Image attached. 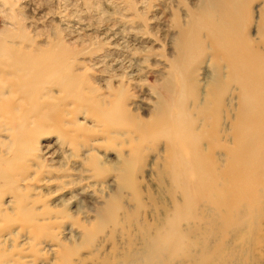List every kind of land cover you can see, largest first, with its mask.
<instances>
[{
    "label": "bare ground",
    "instance_id": "1",
    "mask_svg": "<svg viewBox=\"0 0 264 264\" xmlns=\"http://www.w3.org/2000/svg\"><path fill=\"white\" fill-rule=\"evenodd\" d=\"M189 19L162 81L167 100L156 93L147 119L125 104L131 78L115 74L116 83L100 89L61 38L37 46L17 22L16 33L0 36V202L9 196L0 222L14 214L21 227L49 226L54 211L28 192L55 180L39 139L56 134L69 149L62 158L78 157L97 183L112 176L115 184L87 231L118 225L124 190L142 206L138 146L153 140L162 144L153 174L168 183L171 201L160 221L142 224L140 263L237 264L227 253L228 233L240 226L250 235L243 263L264 264V0H198ZM206 60L211 74L199 83ZM110 140L118 147L113 162L102 151Z\"/></svg>",
    "mask_w": 264,
    "mask_h": 264
},
{
    "label": "rangeland",
    "instance_id": "2",
    "mask_svg": "<svg viewBox=\"0 0 264 264\" xmlns=\"http://www.w3.org/2000/svg\"><path fill=\"white\" fill-rule=\"evenodd\" d=\"M197 3L198 0H0V36L16 33L17 25L13 23L17 22L37 46L47 47L61 38L76 52L79 66L90 67L86 72L100 89L107 81L116 83L112 77L115 74L131 78L124 89L125 104L131 113L147 119L156 93L167 100L162 81L177 53L178 30L186 27ZM210 74L206 60L198 67L197 81L202 83ZM55 136L39 139L42 159L55 180L47 186L40 181L28 192L40 197V205L51 208L53 217L41 231L19 226L14 214L2 220L0 264H141L137 253L144 249L142 224L160 221L170 208L171 196L164 190L168 183L157 182L152 170L155 151H162V144L154 147V141L149 140L138 146L144 159L141 170L136 172L142 206L133 201L129 190H124L121 209L116 214L120 223L108 221L88 232L95 223L96 209L115 187L113 178L108 176L105 183H97L80 167V158L66 161L62 156L69 149L60 146ZM103 145L109 147L102 148L106 158L115 161V141ZM121 148L127 154L129 146L123 144ZM79 149L77 146L75 150ZM67 172L73 174L70 180L62 178ZM69 181L72 184L65 185ZM3 197L0 203L6 208L9 196ZM245 231L237 226L228 233L231 250L227 253L237 264H244L250 255V235Z\"/></svg>",
    "mask_w": 264,
    "mask_h": 264
}]
</instances>
